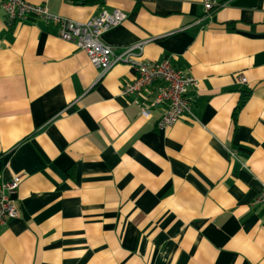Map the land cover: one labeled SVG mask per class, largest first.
I'll return each instance as SVG.
<instances>
[{"label":"crops","instance_id":"1","mask_svg":"<svg viewBox=\"0 0 264 264\" xmlns=\"http://www.w3.org/2000/svg\"><path fill=\"white\" fill-rule=\"evenodd\" d=\"M29 1L124 12L103 41L194 76L197 119L159 130L121 96L127 64L98 80L55 26L0 10V185L22 178L0 264H264V0Z\"/></svg>","mask_w":264,"mask_h":264},{"label":"built area","instance_id":"2","mask_svg":"<svg viewBox=\"0 0 264 264\" xmlns=\"http://www.w3.org/2000/svg\"><path fill=\"white\" fill-rule=\"evenodd\" d=\"M204 5L209 12L214 2L204 0ZM0 10L5 15L8 27L33 19H42L55 26L62 40L75 44L87 54L98 70V80L103 79L115 66L127 64L134 77L123 84L121 96L140 107L141 115L147 119L151 117L154 107H160L161 115L156 123L159 130L172 127L185 117L197 119L193 112V91L197 86L194 76L169 58L159 62L145 61L144 42L117 50L103 41L105 33L120 26L126 19V14L121 10L103 9L86 22L53 14L45 5L33 4L29 0H0ZM240 81L247 82L244 77ZM21 181V176H15L0 185V229L18 216L14 199ZM254 204L264 207V189Z\"/></svg>","mask_w":264,"mask_h":264},{"label":"trees","instance_id":"3","mask_svg":"<svg viewBox=\"0 0 264 264\" xmlns=\"http://www.w3.org/2000/svg\"><path fill=\"white\" fill-rule=\"evenodd\" d=\"M87 3H90L89 1H86ZM244 104V101L242 102V105Z\"/></svg>","mask_w":264,"mask_h":264}]
</instances>
